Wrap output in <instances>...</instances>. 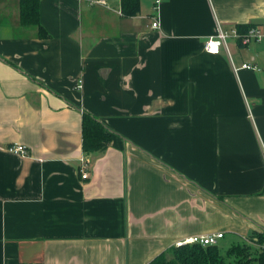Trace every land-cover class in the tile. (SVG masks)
<instances>
[{
	"label": "crops",
	"instance_id": "1",
	"mask_svg": "<svg viewBox=\"0 0 264 264\" xmlns=\"http://www.w3.org/2000/svg\"><path fill=\"white\" fill-rule=\"evenodd\" d=\"M19 1L0 0V264H150L264 230V0H140L132 18L122 0H40L45 37ZM241 25L262 39L207 53ZM83 113L107 150L82 149Z\"/></svg>",
	"mask_w": 264,
	"mask_h": 264
},
{
	"label": "trees",
	"instance_id": "2",
	"mask_svg": "<svg viewBox=\"0 0 264 264\" xmlns=\"http://www.w3.org/2000/svg\"><path fill=\"white\" fill-rule=\"evenodd\" d=\"M19 2L21 24L37 27L40 36L45 37L47 31L41 26L39 16L40 0H20ZM139 9L140 0H122L121 2V13L126 17H134ZM250 28V26L241 25L237 29L243 34ZM82 119V149L87 154L107 150L113 139V133L100 120L88 113H83ZM249 239L255 246L247 243L232 245L226 249L219 245L207 247L185 245L180 248L174 246L157 256L150 264H264V230L259 233L251 232Z\"/></svg>",
	"mask_w": 264,
	"mask_h": 264
},
{
	"label": "built area",
	"instance_id": "3",
	"mask_svg": "<svg viewBox=\"0 0 264 264\" xmlns=\"http://www.w3.org/2000/svg\"><path fill=\"white\" fill-rule=\"evenodd\" d=\"M162 0H156V5H160ZM97 4H106L105 0H100V2H96ZM157 10V8H156ZM156 16V14H154ZM153 15V16H154ZM154 16V22L152 23V28L154 29H160V22L159 19ZM233 37L237 40H240L243 45H249L250 43L254 41H260L262 39L263 35L261 33V30L258 27H253L251 28L248 32L246 33H239L238 29H235L231 32L228 31H223L222 29L219 28L217 35L215 38H210L207 43H205V50L207 53H212L214 55H219L224 48L228 50V43H227V38L228 37ZM243 69H248V70H255L257 67L254 65L250 64H243L241 67ZM239 71L238 69H235ZM259 70V69H257ZM83 81L80 79L75 86V89H81L82 88ZM7 151H9L11 154H14L16 156H23L26 157L28 156V150L27 147L18 144V145H13L9 146L7 148ZM80 171H81V179H87L88 177V172L90 169V160L87 156H83L80 159ZM225 237V234L223 233H214V234H207V235H200V236H194L191 238H186L185 240L178 241L175 244V247H185V245H201L203 247L207 246H215L219 244V241Z\"/></svg>",
	"mask_w": 264,
	"mask_h": 264
},
{
	"label": "rangeland",
	"instance_id": "4",
	"mask_svg": "<svg viewBox=\"0 0 264 264\" xmlns=\"http://www.w3.org/2000/svg\"><path fill=\"white\" fill-rule=\"evenodd\" d=\"M259 232H262V231L259 230ZM259 232L255 231V233H259ZM244 243H247V244H249L251 246H255L250 241L249 236H248V238L247 237H243L242 239H240V238L237 239V238H235V237H233L231 235H229L225 240H220L219 241V246H221L224 249H226V248H230V246H232V245H237V244L238 245H242Z\"/></svg>",
	"mask_w": 264,
	"mask_h": 264
}]
</instances>
